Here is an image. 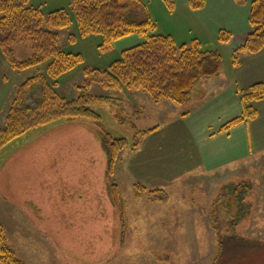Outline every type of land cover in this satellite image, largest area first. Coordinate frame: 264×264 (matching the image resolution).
Returning <instances> with one entry per match:
<instances>
[{
	"label": "rangeland",
	"instance_id": "1",
	"mask_svg": "<svg viewBox=\"0 0 264 264\" xmlns=\"http://www.w3.org/2000/svg\"><path fill=\"white\" fill-rule=\"evenodd\" d=\"M141 2L156 24L154 34L185 27L181 21L177 26L168 23L164 1ZM71 17L68 29L56 31L59 49L81 55L83 63L58 79L55 91L66 101L77 99L85 70H108L124 51L144 42L131 36L102 48V36H82ZM202 42L201 50L220 53L225 71V82H215V96L204 103L193 96L185 105L155 103L142 90L91 89L102 104L90 108L114 139L127 142L114 176L125 202L124 226L109 189L108 155L92 121L51 122L0 149V225L22 262L264 264V133L256 124L249 147L246 134V143L238 135L245 127L236 126L230 136L219 138L221 126L215 120L221 112L227 123L243 113L237 94L241 88L230 92L233 84L228 82L234 48L240 45L236 40L230 45ZM13 48L18 60L33 54L30 40L17 41ZM47 66L15 71L0 50V128L18 87L46 74ZM206 83L203 79L198 86ZM206 97L203 93L199 99ZM116 110L128 117L127 123L115 119ZM196 110L201 111L187 120ZM238 186H243L241 192ZM137 190L145 193L136 197ZM158 190L163 200L152 202L150 192ZM212 211L219 236L212 227Z\"/></svg>",
	"mask_w": 264,
	"mask_h": 264
},
{
	"label": "trees",
	"instance_id": "2",
	"mask_svg": "<svg viewBox=\"0 0 264 264\" xmlns=\"http://www.w3.org/2000/svg\"><path fill=\"white\" fill-rule=\"evenodd\" d=\"M234 1L241 6L248 2ZM165 3L172 8V0H165ZM189 6L192 10H200L205 7V0H190ZM71 14H74L82 36H102V48L131 36L144 38V42L124 51L108 70H85L84 82L77 86V99L66 101L55 91L58 79L83 63L81 55L59 49L56 31L71 26ZM249 24L252 32L244 45L232 55L234 67L240 65L243 53L255 55L264 49V0L252 2ZM156 28L141 0H73L68 9H60L48 15L40 7L31 6L30 0H0V50L10 68L24 72L48 63L46 74L39 73L28 78L18 87L4 127L0 128V149L28 131L51 122L92 121L99 129L108 155L109 189L123 226L125 202L114 176L119 154L127 147V142L114 139L102 125L101 117L90 108L102 104V98L93 97L91 89L99 85L105 89L142 90L155 103L169 101L185 105L201 80L218 77L223 68L220 53L201 50L198 41L178 45L170 35L154 34ZM22 40H30L32 43L33 54L26 60H18L13 48L17 41ZM230 40L229 32H220V42L228 43ZM50 79L54 81L53 85ZM237 94L242 98L243 113L223 125L219 133L228 132L257 118L258 111L253 103L264 100V84L258 83L245 90L238 89ZM115 119L120 124L128 122V117L118 110ZM242 188L238 186L236 191L241 192ZM144 193L137 190L135 196L140 197ZM158 193L159 190L157 193L150 192L152 202L163 200L158 197ZM211 215L212 227L219 236L216 211H212ZM218 239L221 240L220 237ZM220 245L222 248V241ZM0 264H25L8 245L2 225Z\"/></svg>",
	"mask_w": 264,
	"mask_h": 264
},
{
	"label": "crops",
	"instance_id": "3",
	"mask_svg": "<svg viewBox=\"0 0 264 264\" xmlns=\"http://www.w3.org/2000/svg\"><path fill=\"white\" fill-rule=\"evenodd\" d=\"M71 1L72 0H30V5L40 7L42 10L43 8H50L51 11H57L65 9L63 7L65 5H69ZM162 1L165 2V0ZM189 1L190 0H172V8H168L167 11L164 10L169 20L168 23L171 26L179 25L177 24L179 21H181L182 25L185 26H182L183 28L180 26L179 31L176 28L172 29V27H170L172 31L169 30V32L164 35L172 36L179 44H188L192 41H198L202 44V40H209L210 42H214V44L230 45L236 40L237 44L240 45L239 48L244 45L246 39L252 32V28L249 24V13L251 4L254 0H248L247 4L243 6L237 4L234 0H205V7L200 10H192L189 6ZM221 31L229 32L231 34V41L226 44L220 42L219 34ZM234 49L237 50V48ZM228 70L230 71L228 82L233 84L231 85L233 88H230V92L234 91L233 93H235V87L245 90L258 83L264 84V49L255 55L243 53L241 55V63L238 67H234L231 60V65ZM224 78L225 71L224 68H222L218 77L207 79V83L205 85L206 87L202 86L204 89L197 85L192 98L195 101L204 103L206 99H210V96H215V93L213 94L212 92L214 83L216 82L219 84L221 82H225L223 81ZM221 88L224 89V86H221ZM220 92L225 94V91L223 92V90H219L217 93L219 94ZM203 93H205L207 97L205 99H199ZM214 98L216 97H213L212 99ZM253 107L258 111L257 118L251 120L247 124L237 126L238 128H246V130L239 132L238 135L240 136L241 133V135L245 136L246 134L249 147H251L250 140L252 136L255 137L256 135V124L259 125L260 130L264 133V100L253 103ZM200 111L196 110L195 112L187 115L186 119L188 120L189 118L192 121V116ZM217 115L215 116V120L218 121V126L222 127L227 123V119H225L226 113L221 112ZM201 121H199V125H201ZM256 121L257 123H254ZM237 127L228 132L219 133L221 134L219 138L230 136L231 132L235 131ZM246 136L244 139L245 143ZM246 154H248V151Z\"/></svg>",
	"mask_w": 264,
	"mask_h": 264
}]
</instances>
